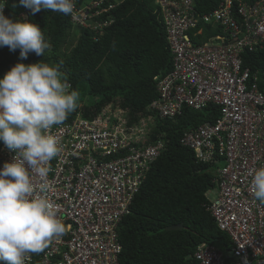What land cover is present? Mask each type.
I'll return each instance as SVG.
<instances>
[{"label":"built area","instance_id":"built-area-1","mask_svg":"<svg viewBox=\"0 0 264 264\" xmlns=\"http://www.w3.org/2000/svg\"><path fill=\"white\" fill-rule=\"evenodd\" d=\"M123 2L85 0L70 22L92 31L96 40ZM156 2L172 69L155 78L157 98L134 126L111 108L92 120L68 116L53 126L61 150L50 161L47 196L59 205L67 231L25 264H120L119 224L163 151L164 144L150 137L155 118L172 120L209 105L219 108V117L185 133L180 143L202 162L213 154L222 159L207 211L230 249L201 244L189 264H264V202L251 185L253 171L264 166V69L252 70L242 60L246 52L264 49V0H219L206 12L193 0ZM208 26L219 35L202 38ZM12 155L0 142V168Z\"/></svg>","mask_w":264,"mask_h":264},{"label":"trees","instance_id":"trees-1","mask_svg":"<svg viewBox=\"0 0 264 264\" xmlns=\"http://www.w3.org/2000/svg\"><path fill=\"white\" fill-rule=\"evenodd\" d=\"M85 0H76L78 7ZM157 0H124L112 12L113 24L94 39L89 29L78 28L70 15L41 9L35 15L6 0L4 15L37 24L50 44L44 57L30 53L24 60L19 49L0 47V78L16 63L32 64L40 60L59 65L61 72L79 91L78 108L92 118L104 106L115 103L137 121L157 98L154 77L172 69L162 14ZM4 0H0L3 3ZM198 11L214 9L219 0H193ZM102 19L105 15L101 16ZM201 25V23L199 24ZM77 36L68 51L65 47ZM209 26L204 29L207 39ZM243 66L264 69V49L242 55ZM263 87V82L259 84ZM81 105V106H80ZM219 108L209 105L202 111L184 110L172 120L155 118L151 141L161 140L163 151L151 165L136 194L130 214L119 224L122 250L120 264H189L201 244L230 249L228 236L218 230L207 207L206 196L215 189L213 179L222 159L212 155L208 162L197 160L193 150L181 145L185 133L206 123H214ZM182 224V229L166 228ZM38 254H34L37 258Z\"/></svg>","mask_w":264,"mask_h":264},{"label":"clouds","instance_id":"clouds-1","mask_svg":"<svg viewBox=\"0 0 264 264\" xmlns=\"http://www.w3.org/2000/svg\"><path fill=\"white\" fill-rule=\"evenodd\" d=\"M19 2L30 10V15L42 8L70 15L76 8V0ZM5 3L6 0L0 3V47L19 49L22 60L30 53L44 57L50 44L42 29L27 18L21 22L6 17ZM209 28L208 38L219 35L218 30ZM163 77L156 76L154 81ZM79 101V91L72 89L60 66L42 60L16 63L0 78V142L13 153L11 161L0 168V264H25L29 255L42 253L53 239L66 234L67 227L58 215L59 205L47 196L51 190L50 161L61 150L58 138L50 132L53 126L63 124L68 116L92 120L110 108L122 111L128 126L137 123L115 103L107 104L94 117L85 118L78 108ZM33 176L39 177L38 185L33 183ZM251 185L254 197L264 202V166L253 171ZM36 192L40 194L35 195Z\"/></svg>","mask_w":264,"mask_h":264},{"label":"rangeland","instance_id":"rangeland-1","mask_svg":"<svg viewBox=\"0 0 264 264\" xmlns=\"http://www.w3.org/2000/svg\"><path fill=\"white\" fill-rule=\"evenodd\" d=\"M74 34L73 35H75L74 37H71V43L70 44H68L66 47H65V51H68L69 49H70V46H72V45H74V41H75V39H76V36H77V29H74V32H73ZM220 165H222V163H220L218 166H220ZM214 192H212V191H210L209 193H208V197L209 198H213L214 197Z\"/></svg>","mask_w":264,"mask_h":264},{"label":"water","instance_id":"water-1","mask_svg":"<svg viewBox=\"0 0 264 264\" xmlns=\"http://www.w3.org/2000/svg\"><path fill=\"white\" fill-rule=\"evenodd\" d=\"M166 229L169 231L180 230V229H182V224L176 225V226H171V227H168Z\"/></svg>","mask_w":264,"mask_h":264}]
</instances>
